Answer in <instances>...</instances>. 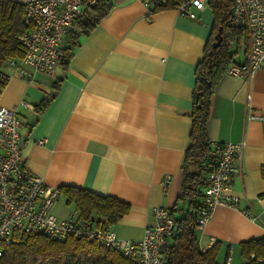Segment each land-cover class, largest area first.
<instances>
[{
	"label": "crops",
	"instance_id": "obj_1",
	"mask_svg": "<svg viewBox=\"0 0 264 264\" xmlns=\"http://www.w3.org/2000/svg\"><path fill=\"white\" fill-rule=\"evenodd\" d=\"M112 3L54 73L37 72L31 80L11 73L0 104L18 111L20 154L32 172L49 187L74 186L128 203L129 210L107 226L119 237L138 239L154 222L155 206H186L178 196L190 144L195 68L213 16L209 6L191 19L175 8L150 12L141 0ZM230 50L233 62L244 61L246 44ZM55 83L54 96L38 110ZM21 100L30 107L18 106ZM247 111L264 115V65L248 80L222 73L210 97L211 145L243 144L227 192L236 205H215L195 228L201 249L213 244L211 238L220 244V264L229 253L231 264H243L239 242L264 237V124L247 118ZM73 210L62 192L51 205L58 218Z\"/></svg>",
	"mask_w": 264,
	"mask_h": 264
},
{
	"label": "built area",
	"instance_id": "obj_2",
	"mask_svg": "<svg viewBox=\"0 0 264 264\" xmlns=\"http://www.w3.org/2000/svg\"><path fill=\"white\" fill-rule=\"evenodd\" d=\"M97 0H19L27 24L19 40L22 55L9 61L1 77L11 73L26 80L35 73L52 74L62 54L64 37L75 25L86 7ZM150 10L166 4L167 0H141ZM208 6V0H178L175 10L188 18H196V11ZM231 23L246 30L248 36L245 59L232 62L224 73L243 80L250 79L264 65V0H231ZM8 70H11L10 72ZM18 106L30 107L21 100ZM247 118H257L264 124V115L247 111ZM20 117L16 108L0 104V243L7 245L15 231L41 233L52 239L69 236L85 238L111 248L137 264H164V247L175 234V224L169 208L155 206L154 222L143 229L138 239L119 237L102 218H83L76 210L66 218H58L51 211L53 201L60 195L57 187H49L43 178L32 172L20 154ZM40 138L38 143H43ZM243 144L223 142L212 146L214 161L203 173V203L194 221L201 228L217 204L235 206L236 198L227 194L229 183L237 171ZM168 177L163 179L166 183ZM211 241H215L211 238ZM2 249L0 248V256ZM231 263L227 254L225 264Z\"/></svg>",
	"mask_w": 264,
	"mask_h": 264
},
{
	"label": "trees",
	"instance_id": "obj_3",
	"mask_svg": "<svg viewBox=\"0 0 264 264\" xmlns=\"http://www.w3.org/2000/svg\"><path fill=\"white\" fill-rule=\"evenodd\" d=\"M177 2L178 0H167L166 4L150 8L149 11L174 8ZM112 5V0H97L83 10L75 21L74 28L64 37L58 65L67 63L79 37L87 34L109 12ZM208 6L213 22L203 56L195 68L190 144L183 158V182L178 196L179 201L185 202L186 206L181 208L175 205L169 209L174 219L175 234L164 247V264H220L217 261L220 244L215 240L210 247L201 249L194 227L195 218L203 203V173L214 161V156L210 154L212 145L207 135L206 123L214 85L233 62L234 51L230 50V46L241 43L247 46L248 36L244 28L231 23V0H208ZM219 26L221 42L213 46ZM26 27L24 10L19 0H0V91L7 82V79L1 77V73L6 71L9 61L22 55L19 36ZM58 88L59 85L55 83L54 92L37 104L38 110L47 106ZM221 144L218 143L215 147ZM260 172L264 177V164L261 165ZM59 190L80 216H96L104 219L107 225L115 223L129 210L128 203L109 195L96 194L74 186H61ZM239 246L240 254L245 260L243 264H264V237L241 241ZM0 248V264H137L114 249L74 236L58 240L41 233L15 231L13 240L7 245L0 243ZM222 264H225V260Z\"/></svg>",
	"mask_w": 264,
	"mask_h": 264
},
{
	"label": "water",
	"instance_id": "obj_4",
	"mask_svg": "<svg viewBox=\"0 0 264 264\" xmlns=\"http://www.w3.org/2000/svg\"><path fill=\"white\" fill-rule=\"evenodd\" d=\"M214 41L212 42V45L213 46H217L220 44L221 42V26L218 27L217 29V32L215 33V36H214Z\"/></svg>",
	"mask_w": 264,
	"mask_h": 264
},
{
	"label": "rangeland",
	"instance_id": "obj_5",
	"mask_svg": "<svg viewBox=\"0 0 264 264\" xmlns=\"http://www.w3.org/2000/svg\"><path fill=\"white\" fill-rule=\"evenodd\" d=\"M63 207H64V208H70V209H71V207H70L69 205H66V204H64ZM64 208H63V209H64Z\"/></svg>",
	"mask_w": 264,
	"mask_h": 264
}]
</instances>
